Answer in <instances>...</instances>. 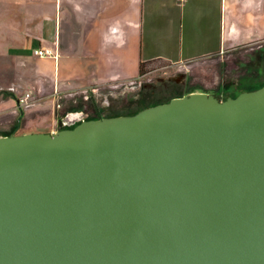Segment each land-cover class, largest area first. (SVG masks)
Instances as JSON below:
<instances>
[{
	"label": "water",
	"instance_id": "water-1",
	"mask_svg": "<svg viewBox=\"0 0 264 264\" xmlns=\"http://www.w3.org/2000/svg\"><path fill=\"white\" fill-rule=\"evenodd\" d=\"M69 116L0 135V264H264V84Z\"/></svg>",
	"mask_w": 264,
	"mask_h": 264
},
{
	"label": "crops",
	"instance_id": "crops-1",
	"mask_svg": "<svg viewBox=\"0 0 264 264\" xmlns=\"http://www.w3.org/2000/svg\"><path fill=\"white\" fill-rule=\"evenodd\" d=\"M255 43L264 44V0H0V59L21 80L30 72L25 86L41 87L44 98L137 79L142 63ZM40 47L53 55L36 56ZM9 88L0 94L17 106Z\"/></svg>",
	"mask_w": 264,
	"mask_h": 264
},
{
	"label": "rangeland",
	"instance_id": "rangeland-1",
	"mask_svg": "<svg viewBox=\"0 0 264 264\" xmlns=\"http://www.w3.org/2000/svg\"><path fill=\"white\" fill-rule=\"evenodd\" d=\"M14 67L9 61L0 59V89L10 86L17 98L27 91L36 98L32 105L23 109V121L17 132H51L61 129L59 120H69L73 113L97 118L138 110L193 91L205 90L226 98L247 88L261 87L264 84V44L255 43L178 64L155 61L137 79L106 87L67 91L56 98H44V91L39 86L35 89L26 87L28 79L34 80L33 75L27 71L24 74L26 80H21L22 71L16 68L13 72ZM16 81L22 84L17 86ZM20 115L19 105H11L0 94V134L16 129Z\"/></svg>",
	"mask_w": 264,
	"mask_h": 264
},
{
	"label": "built area",
	"instance_id": "built-area-1",
	"mask_svg": "<svg viewBox=\"0 0 264 264\" xmlns=\"http://www.w3.org/2000/svg\"><path fill=\"white\" fill-rule=\"evenodd\" d=\"M34 54L39 57H45V56H52L53 55V50L50 48H37L34 50ZM36 99L34 98L33 94L29 91L22 93L20 96L17 98V102L20 108L25 109L28 108ZM56 131L51 130V132Z\"/></svg>",
	"mask_w": 264,
	"mask_h": 264
},
{
	"label": "trees",
	"instance_id": "trees-1",
	"mask_svg": "<svg viewBox=\"0 0 264 264\" xmlns=\"http://www.w3.org/2000/svg\"><path fill=\"white\" fill-rule=\"evenodd\" d=\"M152 62V61H151ZM149 63H142L141 64V68H140V76H143L145 73H146V70L148 71V69H147V65H148ZM144 107H146V106H144ZM144 107H142V108H140V109H138V110H131V111H129V112H127V113H115V114H110L109 116H113V115H121V114H133V113H136L137 111H139V110H141V109H143ZM20 112H21V117H20V119H18L17 120V127H16V129H14L13 131H10V132H7V133H4V134H0V135H8V134H20V133H18L17 131H18V129L21 127V123H22V121H23V116H24V111H23V109H21L20 108ZM100 117H102V116H100ZM100 117H97V118H100ZM32 131H34V130H32ZM21 133H24V132H21Z\"/></svg>",
	"mask_w": 264,
	"mask_h": 264
},
{
	"label": "flooded vegetation",
	"instance_id": "flooded-vegetation-1",
	"mask_svg": "<svg viewBox=\"0 0 264 264\" xmlns=\"http://www.w3.org/2000/svg\"><path fill=\"white\" fill-rule=\"evenodd\" d=\"M257 88H258V87H257ZM247 89H248V90H253V89H256V87H252V88H250V89L247 88ZM247 89H246V90H247ZM202 91H205V90H202ZM232 96H233V95H232ZM102 117H103V116H102ZM88 119H89V118H88ZM66 121H68V120H67V119L62 120L63 123H65ZM78 123H79V122L76 121L75 123H72V124L67 125V126H64V127H73V126H75V125L78 124ZM60 127H61V126H60ZM61 128H62V127H61Z\"/></svg>",
	"mask_w": 264,
	"mask_h": 264
}]
</instances>
